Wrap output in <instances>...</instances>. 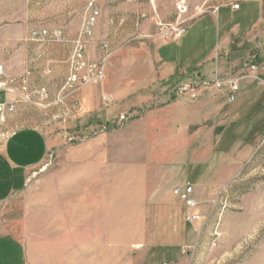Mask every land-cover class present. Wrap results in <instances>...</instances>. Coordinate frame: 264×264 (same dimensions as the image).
<instances>
[{
    "label": "rangeland",
    "instance_id": "1",
    "mask_svg": "<svg viewBox=\"0 0 264 264\" xmlns=\"http://www.w3.org/2000/svg\"><path fill=\"white\" fill-rule=\"evenodd\" d=\"M90 2L109 16L122 14L117 9L122 3L139 7L134 14L137 20L116 28L119 42L108 53L137 48L142 42L151 48L147 40L152 44V39L138 38L137 30L147 27L152 14L164 37L169 29L184 26L180 20L189 24L227 3L239 4L237 0H0V41L12 44L5 48L19 50L26 44L25 62L34 73L32 86L57 90L69 68L64 46H46L57 57L50 64L51 77L45 75L38 57L41 44L30 42V33L60 28L67 34L80 28ZM180 3L185 12L177 10ZM107 24L100 15L94 31ZM149 32L152 35V23ZM16 82L13 111L0 122V147L22 127L38 129L49 141L60 140L30 172L24 186L0 206V234L18 240L15 245L24 252L26 264H264V130L239 172L213 186L208 196L199 197L178 180L188 178L194 184L220 171L224 160L217 157L215 166H208L211 150L203 145L215 146L216 140L190 128L178 137L179 146L167 148L164 162L160 158L164 148L152 146L151 107L130 112L133 117L122 125L118 114L107 123L69 127L75 118H65L64 106L55 104L56 96L47 93V99L41 100L35 93L38 88L31 89L24 80ZM22 82L30 101L22 96ZM69 103L66 99L65 105ZM58 107L59 115L54 112ZM101 125L107 129L87 130L82 142L63 141L65 132ZM167 177L171 180L166 185ZM175 189L195 200L197 209L187 210L173 194ZM187 213L200 215V221L188 224Z\"/></svg>",
    "mask_w": 264,
    "mask_h": 264
},
{
    "label": "crops",
    "instance_id": "2",
    "mask_svg": "<svg viewBox=\"0 0 264 264\" xmlns=\"http://www.w3.org/2000/svg\"><path fill=\"white\" fill-rule=\"evenodd\" d=\"M237 1L238 10H233L232 4L227 3L189 24L179 19L188 30L184 36L175 38H165L158 33L157 18L152 14L147 20L148 28L137 30L138 38L152 39V44L147 40L151 48L142 42L137 48L118 47L110 53V46L118 44L120 38L116 36V28L123 27L128 20H137L139 16L134 17V14L138 13L139 7L122 3L117 7L122 14L111 16L102 11L101 16L108 24L94 31L86 61H99L109 55L104 62L102 78L81 92L84 117L75 118L69 127L107 123L118 114L136 113L151 107L152 146L164 148L165 153L160 156L162 161H167V148L179 146L181 140L178 137L194 128L207 138L211 137L212 142L216 140L215 146L214 143L203 144L211 150V158L206 160L208 166L214 167L217 157L225 162L217 174L198 178L194 184L187 181L188 178H182L178 184L187 185L188 192L195 189L194 193L201 197L208 196L213 186L230 180L252 154L254 143L264 130V0ZM151 23L152 35L149 32ZM78 31L75 27L67 34L63 32L75 38ZM21 45L20 50L5 48L12 44L7 46L6 41H0V66L4 72L0 79L2 102L16 100V80H24L31 89H45L54 98L59 89L32 86L30 76L34 73L25 62L26 44ZM51 45L55 44H41L38 51L43 73L48 77L54 69L50 64L57 57L46 47ZM62 46L68 64L72 49ZM251 56L257 58V71L254 74L244 72L246 76L241 80L236 101L228 102L225 96L204 90L178 93L193 79L211 80L216 72L228 74L239 70ZM61 111L60 107L54 110L57 115ZM59 143V139L49 141L38 129L31 127L16 129L8 135L0 147V206L24 186L30 172L38 168L49 149ZM170 180V177L165 178V184ZM16 243L17 239L0 234V264H26L24 252Z\"/></svg>",
    "mask_w": 264,
    "mask_h": 264
},
{
    "label": "built area",
    "instance_id": "3",
    "mask_svg": "<svg viewBox=\"0 0 264 264\" xmlns=\"http://www.w3.org/2000/svg\"><path fill=\"white\" fill-rule=\"evenodd\" d=\"M179 12H185L184 3H180L176 6ZM239 4L232 6L233 10H238ZM101 12L98 5L95 2H90L88 5L87 13L83 19V22L79 28L78 34L75 38H68L61 29H39L34 30L30 34V39L34 42L41 44H60L70 46L72 54L68 59V74L64 84L59 88L56 97L55 104L59 103L65 108V118H77L82 113V101L78 93L87 85L97 83L103 76L104 62L107 54L103 59L98 62L91 63L86 61V53L90 41L93 38L94 29L98 23V18ZM187 27L179 25L175 28L169 29L164 34L166 38H175L184 36L187 33ZM257 58L251 56L237 71H232L228 74L215 73L213 79L204 80L200 78L189 81L188 84L183 86L178 93L186 91H211L214 94H221L226 97L227 101H236L239 94V87L241 80L246 76L244 72L248 74H254L257 71ZM3 68L0 66V79L3 78ZM25 83L20 85L23 97L26 101H30V94ZM3 86L0 85V91ZM41 100L47 99V92L45 89H39L35 91ZM66 99L69 100V105H65ZM13 103L0 102V122L5 120V114L13 111ZM57 105V104H56ZM133 115L130 112L120 114L118 116V123L120 125L125 124ZM99 128V131H105L106 125L90 126L83 131L79 128H75L72 132H65L63 135V141L66 144H75L87 139V130L92 131L93 128ZM173 194L179 197L183 202L187 210H196L198 205L195 200L188 198L186 194L182 193L179 189H175ZM201 216L195 213H187L185 215V221L188 224L198 223Z\"/></svg>",
    "mask_w": 264,
    "mask_h": 264
}]
</instances>
